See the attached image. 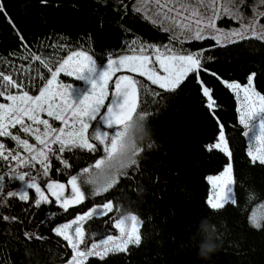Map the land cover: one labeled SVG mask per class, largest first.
<instances>
[{
    "label": "trees",
    "instance_id": "obj_1",
    "mask_svg": "<svg viewBox=\"0 0 264 264\" xmlns=\"http://www.w3.org/2000/svg\"><path fill=\"white\" fill-rule=\"evenodd\" d=\"M251 1L243 0L240 6L246 14L250 13L248 4ZM132 2L0 0L4 5V11L0 12V71L10 75L11 65L22 66L24 77L13 75V79L17 83L34 85L24 90L35 93L51 75L41 61H51L49 66L54 71L62 59L76 49L88 51L100 62L109 54L131 52L140 45L160 48L168 45L173 34L165 32L143 12L136 11ZM258 21L264 24V13ZM215 22L218 27L238 24L229 16H222ZM248 37L246 40L237 38L236 43L222 46H217L212 39H184L182 45L172 40L171 44L176 48L200 51L204 57H212L203 61L207 72L200 71L199 77L189 74L175 91L160 90L146 77L130 73L153 92L160 93L156 102L152 96H146V103L142 105L143 110L152 113L149 123L154 135L140 145L144 150L138 157V165L127 170V178H120L102 196H91L90 188L84 186L85 201L70 207L67 212L53 197H49L50 203L37 208L34 190L29 191L27 202L18 197L7 198V206L0 207V264L65 263L72 250L54 233L55 224L95 203L106 201H111L118 211L83 222L87 245H81V250H87L101 238L117 234L114 222L128 212L135 213L140 219L142 242L139 246H129L126 252L109 253L103 259L89 257L85 264H264V226L255 228L251 223L255 212L258 216L264 214V165L253 162L248 155L235 94L224 83L237 81L244 84L255 73L253 87L264 95V40L252 35ZM29 53L40 56L41 61L20 59ZM198 79L203 83H198ZM205 86L212 89L216 101L213 110L206 107L207 99L202 94ZM3 100L6 96L0 97V101ZM221 127L232 152L236 204H228L222 210H210L206 202L207 175L220 171L229 162L219 150H208V146L218 140ZM91 128L106 130L99 117L91 121ZM148 144L152 147L148 148ZM52 147L55 150L58 146ZM101 154H90L85 150L62 155L57 152L56 155L70 167L63 169L61 160L50 156L51 171L41 185L77 174ZM12 162L7 166L0 162V170ZM39 168L37 164L32 169L33 175ZM16 183L9 184L5 179V197ZM4 216L8 220H4ZM207 216L217 224L222 246L211 259L204 260L198 256L196 246L189 245V237L195 233L201 218ZM32 232L44 239H27L25 233ZM26 250L31 255L25 256Z\"/></svg>",
    "mask_w": 264,
    "mask_h": 264
},
{
    "label": "snow or ice",
    "instance_id": "obj_2",
    "mask_svg": "<svg viewBox=\"0 0 264 264\" xmlns=\"http://www.w3.org/2000/svg\"><path fill=\"white\" fill-rule=\"evenodd\" d=\"M155 3L158 6L156 14L162 17L161 25L165 22L169 24L164 31L174 32L170 37V43L164 45L163 48L155 45H140L138 49H132L133 54L131 55H121L117 59L108 57L104 69L98 75H95L96 60L85 51L73 52L59 64V67H56L55 71H52L49 66L51 61L45 63L41 61L40 56L29 53L21 56L20 59L41 61L51 73V79L47 80L45 86L40 88L39 94L35 96L23 90L27 86L34 85L17 83V80L13 79V75L24 77L25 69L22 66L11 65L12 74L10 75H5L3 71H0V97H5L7 93L6 100L10 102L0 103V137H10L17 142L18 148H22L27 153L26 156L20 155L19 152L13 154L11 151L5 154V145L0 143V162L7 166L10 161H15L17 168L23 165L28 169L25 172H18L16 168H7L5 174H0V207H6L7 198L12 197H18L20 201L27 202L30 190L36 193L35 206L37 208L51 202L48 195H45V191L55 198V202L65 212L70 207L80 205L85 201L86 194L82 189L84 186L89 188V182L83 177L91 173L93 169L99 168L106 159L113 157L119 148L123 135L122 129L126 127L134 114L140 112L148 120L150 119L152 113L142 108V105L146 103L145 97L152 96L153 102H156V97L160 95L159 92H153L133 75H117V73L126 71L138 74L139 77H146L151 85L158 86L160 90L175 91L189 74H196L199 77L200 71L207 72L203 61L211 60L212 57H204L203 52L200 51L188 52L187 49L176 48L171 44L172 40L182 45L186 32L191 40L212 39L217 46L234 44L237 42L236 38L246 40L249 38L246 35L248 32H251L253 37L264 40V29L258 32L256 24L242 23L239 30L229 32L216 27L215 21L222 16L243 20V17L239 15L236 0H223V2L221 0H195V6L189 0H164V3H161V0H155ZM233 8H236V11H232ZM3 11L4 5L0 3V12ZM136 11L140 9L137 8ZM153 23L156 21L154 20ZM193 24L196 25L194 31H192ZM176 29L180 30L178 35L175 34ZM206 31L208 35H205ZM149 49H151V54H148ZM74 58L78 59L75 67L72 65ZM61 72L69 77L75 76L77 79L87 78L91 84L90 90L79 99H74L70 91L71 85L57 82ZM85 72L89 74L87 77L84 75ZM211 75L216 74L211 73ZM254 75L255 73L248 77L247 84L244 86L238 82H224L227 88L236 93L237 98L242 101L239 123L244 125L248 131L250 130L249 122L253 116L264 112V95L256 92L252 86ZM40 79L43 78L40 77ZM198 83L203 82L198 79ZM110 85L111 91L109 90ZM13 91L17 94H13ZM241 93H243L242 97ZM202 94L207 99L206 107L213 110L216 101L213 99L212 89L205 86L202 88ZM43 113H46L49 118L60 121L62 127L59 129L52 127L48 119L41 118ZM97 117L104 122L106 130L91 128V121ZM17 126L22 133L34 136L41 147L30 144L28 139H21L20 135H13L10 129H16ZM40 126H43V131L40 130ZM107 129H114V131ZM260 129V134L255 137V140L264 144V121L261 122ZM52 145L58 147L54 150ZM147 147L151 148L152 145L148 144ZM213 149L222 152L229 160L221 173L207 177L212 188L207 205L210 210H222L228 204H236V199L232 195V186L235 183L231 163L232 152L223 127L219 131L218 142L208 146L209 151ZM77 150H85L90 154L98 152L102 154L88 166L81 168L77 174L71 175L67 185L50 180L46 183V188L42 189L41 184L47 180L51 171L50 156L61 160V156L56 155L57 152L62 155L65 152ZM143 150L140 146L136 148L135 159L128 165L127 170L138 165V157ZM248 155L253 162L259 161L264 165V150H261L259 154H254L252 150H249ZM61 163L63 169L70 167L67 161L61 160ZM37 164L40 168L33 175L32 169ZM8 173L11 174L8 175ZM122 177L127 178V171L118 175L114 185L103 191L90 189L91 196L99 197L108 193ZM6 178L9 184L18 182L20 187L17 191L7 192L5 197L3 193ZM114 211H118V208L109 201L101 208L94 207L83 215H77L70 222L60 224L53 229L57 236L67 242L73 252L68 264H85L89 257L97 256L103 259L109 253L126 252L129 246L141 244L139 218L136 214L130 213L115 222L114 227L119 231V236L109 235L106 239H101L99 243H93L91 248L81 250V245L85 247L87 245L83 222L94 216H107ZM3 219L8 220V217L4 216ZM128 221L131 222L130 226ZM251 223L255 228L264 226V214L259 216L254 214L251 217ZM25 237L36 240L44 239L42 236H37L35 232L25 233Z\"/></svg>",
    "mask_w": 264,
    "mask_h": 264
},
{
    "label": "rangeland",
    "instance_id": "obj_3",
    "mask_svg": "<svg viewBox=\"0 0 264 264\" xmlns=\"http://www.w3.org/2000/svg\"><path fill=\"white\" fill-rule=\"evenodd\" d=\"M190 3H192L193 6H195V0H189ZM221 2H223V0H221ZM161 3H164V0H161ZM243 0H236V4H237V7H238V10H239V15H241L243 17V20H237L238 24L236 26H229V27H218L216 25L217 28L225 31V32H229V31H232V30H239L241 28V25L242 23L245 24V25H248V24H256L257 26V31H261L262 29H264V24L260 23L258 21V18L259 16L264 13V0H252L248 5L250 7V13L249 14H246L244 13L241 9H240V6L243 4ZM132 6L134 8H139L141 12H143L149 19L151 20H155L156 23H158L163 29L165 27H169V24L167 22H165L163 25H161V19L162 17H158L157 16V11H158V6L156 5L155 3V0H133L132 2ZM178 6V5H176ZM232 11H236V8H233ZM208 15H211V13H208ZM216 24V22H215ZM195 27L196 25L193 24L192 26V31L195 30ZM210 31V30H209ZM171 32L172 34H174V32L172 31H169ZM180 30L179 29H176L175 30V34H179ZM205 35H208V31L205 32ZM246 35H252L251 32H248L246 33ZM185 40H188L190 39V37L188 36L187 32L185 34V37H184ZM237 39V38H236ZM138 49V48H136ZM80 51H85L87 52L89 55H91V53H89L88 51L86 50H82V49H76V50H73L71 52H69L63 59L60 63L63 62L64 59H67L68 56H70L73 52H80ZM131 55L133 54L132 51L131 52H120V53H115V54H109L105 60L103 61H97L94 57L93 59L96 60V64H97V72L95 75H98L100 71H102L107 63V59L108 57H111L113 59H117L119 56L121 55ZM148 54H151V49L149 51ZM92 56V55H91ZM59 63V64H60ZM78 64V59L77 58H74L73 61H72V65L75 67L76 65ZM59 67V65L57 66ZM158 67V65H157ZM55 71V70H54ZM161 74H163L161 72ZM85 77H87L89 74L87 72H85ZM117 75H130V73L126 72V71H122L120 73H117ZM51 79V75L49 76V78L47 80ZM47 80L39 87L40 88H43L45 86V84L47 83ZM57 82L58 83H61V84H70L71 85V93L73 95V98L74 99H79L83 94H85L86 92H88L91 88V84H90V81L85 78V79H77L75 78V76H72V77H69L67 75H65L63 72H61L59 75H58V78H57ZM234 82H237V81H234ZM239 83V82H238ZM247 83H244V84H241L242 86L246 85ZM253 86V85H252ZM254 88V87H253ZM39 89L35 92V93H31L29 92L30 95H38L39 94ZM24 90V89H23ZM26 91V90H25ZM256 91V90H255ZM257 92V91H256ZM234 93V92H233ZM13 94H17L15 91H13ZM235 94V97H236V104H237V111H238V119H240V112H241V100L237 98V95L236 93ZM7 94H5L6 96ZM241 97L243 96V93L240 94ZM0 103H10L9 101L7 100H3V101H0ZM258 107V105H257ZM41 118L42 119H48L49 120V123L52 125V127L54 128H57L59 129L60 127H62V123L60 121H56L54 120L53 118H49L47 117L46 113H43L41 114ZM264 121V112H261V113H257L253 116V118L250 120L249 122V128L250 130L248 131V129L244 126V135L245 133L247 132V135H245V138H246V141H247V145H248V148H247V151L249 153V150H252L254 154H259V152L261 150H264V144H261L259 142H257L255 140V137L257 135L260 134V125H261V122ZM26 123H29L26 121ZM99 130L101 131H104L105 129L104 128H98ZM40 130L43 131V126H40ZM12 131L13 135H20L21 139H28L29 143L30 144H35L38 148L41 147L38 142L35 140L34 136L30 135V134H24L22 133V131L19 130V126H17L16 129H12L10 130ZM110 131H114V129H111ZM218 142V140L216 141ZM215 142V143H216ZM0 143H3L5 145V154H7L8 151H11L13 154H16V152H19L20 155L22 156H26L27 153L22 149V148H18V145H17V142L16 141H13L10 137L9 138H0ZM229 163V162H228ZM226 163L224 165V167L228 164ZM16 168V170L18 172H25L27 169L21 165L17 168L16 166V163L15 161H13L8 167H6L5 169L3 170H0V173L3 172V171H7V168ZM224 167L218 171V172H215V173H210L207 175L210 176V175H218L219 173H221L224 169ZM11 173H8V175H10ZM7 179V178H6ZM70 179V177H67L65 179H61V180H55L59 183H64L67 185V181ZM208 181V180H207ZM209 184V182H208ZM20 187L19 183L17 182L13 188V191H17V189ZM42 189L46 188V185L45 186H42ZM233 187V186H232ZM212 192V188H211V185L209 184L208 186V193H207V197H206V202H207V199L209 197V195L211 194ZM45 195H48V197H51V195L49 193H47V191H45ZM232 195L234 196V193H232ZM54 198V197H53ZM55 199V198H54ZM109 201H106V202H101V203H95L93 205H91L90 207H88L85 211L83 212H80V213H77L76 215H74L73 217H70L64 221H61L57 224H55L54 228L59 226L60 224H63V223H67V222H70L71 220L75 219V217L77 215H83L85 212H88L90 209L96 207V208H101L102 205L104 203H107ZM135 214L133 212H128L122 216H120L119 218L123 217V216H126L128 214ZM255 215L258 216V213L255 212ZM117 218V219H119ZM139 218V217H138ZM116 219V220H117ZM115 220V222H116ZM114 222V223H115ZM130 226V221L127 222ZM139 225H140V219H139ZM53 228V229H54ZM112 236H119V231L117 234L115 235H112ZM106 237L104 238H101V239H106ZM99 239L97 242L95 243H99V241L101 240ZM92 246V245H91ZM91 246L89 248H91ZM72 255H73V252H72ZM72 255L71 257L65 262V263H62V264H68V261L72 258Z\"/></svg>",
    "mask_w": 264,
    "mask_h": 264
},
{
    "label": "clouds",
    "instance_id": "obj_4",
    "mask_svg": "<svg viewBox=\"0 0 264 264\" xmlns=\"http://www.w3.org/2000/svg\"><path fill=\"white\" fill-rule=\"evenodd\" d=\"M123 135L119 142V148L111 159H106L99 168L86 174L83 179L87 180L92 191H103L114 185L118 175L127 171L128 165L135 159L136 148L153 138V130L149 120L143 113L137 112L126 127L122 129ZM189 245H195L198 256L204 260L211 259L212 254L220 251L222 241L218 226L208 216L201 218L195 233L189 237ZM31 253L25 251V256Z\"/></svg>",
    "mask_w": 264,
    "mask_h": 264
},
{
    "label": "water",
    "instance_id": "obj_5",
    "mask_svg": "<svg viewBox=\"0 0 264 264\" xmlns=\"http://www.w3.org/2000/svg\"><path fill=\"white\" fill-rule=\"evenodd\" d=\"M102 123L104 124V122L102 121Z\"/></svg>",
    "mask_w": 264,
    "mask_h": 264
}]
</instances>
